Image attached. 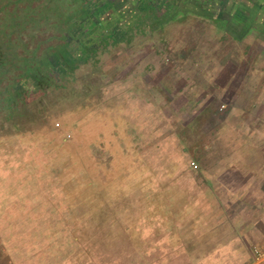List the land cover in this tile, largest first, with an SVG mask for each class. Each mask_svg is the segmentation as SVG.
Returning <instances> with one entry per match:
<instances>
[{
  "label": "rangeland",
  "instance_id": "obj_1",
  "mask_svg": "<svg viewBox=\"0 0 264 264\" xmlns=\"http://www.w3.org/2000/svg\"><path fill=\"white\" fill-rule=\"evenodd\" d=\"M133 1L112 36L76 62L71 86L44 97L31 129L0 132V264L134 263L124 253L137 248L140 220L163 217L177 188L198 186L200 201L203 143L224 107L210 93L206 109L219 104L218 113L186 116L170 101L183 88L200 95L201 75L238 49L213 16L186 11L187 0Z\"/></svg>",
  "mask_w": 264,
  "mask_h": 264
},
{
  "label": "crops",
  "instance_id": "obj_2",
  "mask_svg": "<svg viewBox=\"0 0 264 264\" xmlns=\"http://www.w3.org/2000/svg\"><path fill=\"white\" fill-rule=\"evenodd\" d=\"M255 1L228 0L225 8L221 0L186 1V11L213 16V28L233 35L238 56L222 51L216 73L202 74L199 84L189 79L200 95L183 88L170 101L186 116L218 113L220 103L224 114L203 143L200 201L198 186L177 188L178 200L163 206L151 228L140 220L137 248L124 253L136 261L128 264H250V246L264 244V11ZM210 93L220 102L207 110Z\"/></svg>",
  "mask_w": 264,
  "mask_h": 264
},
{
  "label": "trees",
  "instance_id": "obj_3",
  "mask_svg": "<svg viewBox=\"0 0 264 264\" xmlns=\"http://www.w3.org/2000/svg\"><path fill=\"white\" fill-rule=\"evenodd\" d=\"M127 4L128 0H0L1 133L29 130L40 120L44 97L71 86L64 83L76 62L93 56L97 44L112 36Z\"/></svg>",
  "mask_w": 264,
  "mask_h": 264
},
{
  "label": "built area",
  "instance_id": "obj_4",
  "mask_svg": "<svg viewBox=\"0 0 264 264\" xmlns=\"http://www.w3.org/2000/svg\"><path fill=\"white\" fill-rule=\"evenodd\" d=\"M250 254V264H264V244H253L250 246Z\"/></svg>",
  "mask_w": 264,
  "mask_h": 264
}]
</instances>
